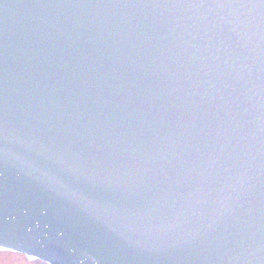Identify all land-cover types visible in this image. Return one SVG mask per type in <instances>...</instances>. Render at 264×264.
I'll list each match as a JSON object with an SVG mask.
<instances>
[{
    "label": "water",
    "instance_id": "obj_1",
    "mask_svg": "<svg viewBox=\"0 0 264 264\" xmlns=\"http://www.w3.org/2000/svg\"><path fill=\"white\" fill-rule=\"evenodd\" d=\"M0 250L264 264V5L0 0Z\"/></svg>",
    "mask_w": 264,
    "mask_h": 264
},
{
    "label": "flooded vegetation",
    "instance_id": "obj_2",
    "mask_svg": "<svg viewBox=\"0 0 264 264\" xmlns=\"http://www.w3.org/2000/svg\"><path fill=\"white\" fill-rule=\"evenodd\" d=\"M0 264H44L39 260H29L20 253H13L0 250Z\"/></svg>",
    "mask_w": 264,
    "mask_h": 264
},
{
    "label": "snow or ice",
    "instance_id": "obj_3",
    "mask_svg": "<svg viewBox=\"0 0 264 264\" xmlns=\"http://www.w3.org/2000/svg\"><path fill=\"white\" fill-rule=\"evenodd\" d=\"M219 3H240L242 5H250V4H255L257 2V0H218ZM258 3L260 5H264V0H258ZM9 247H15V246H12V245H8ZM28 259L29 260H33V259H36V256L35 255H29L28 256Z\"/></svg>",
    "mask_w": 264,
    "mask_h": 264
}]
</instances>
